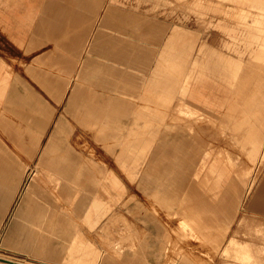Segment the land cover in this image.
I'll use <instances>...</instances> for the list:
<instances>
[{
    "label": "crops",
    "instance_id": "obj_1",
    "mask_svg": "<svg viewBox=\"0 0 264 264\" xmlns=\"http://www.w3.org/2000/svg\"><path fill=\"white\" fill-rule=\"evenodd\" d=\"M219 1L236 9L235 26L226 28V52L204 42L195 47V32L168 26L154 13L139 17L113 0H0L10 55L28 61L24 55L47 52L52 57L43 60L55 61L48 66L59 71L34 75L43 92L24 95L10 90L0 62L1 247L66 264L134 263L135 256L116 257L90 241L124 189L107 154L168 212L176 214L172 209L184 201L187 220L193 201H200L196 216L214 213L197 191H228L215 210L224 216L226 198L234 200L246 187L251 165L232 176L235 162L220 159L208 181V153L199 154L197 146L186 154L182 136L170 139L184 128L166 121L177 119L179 105L190 114L220 113V130L251 164L264 149V0ZM192 5L202 9L199 1ZM126 117L133 119L127 133ZM33 172L41 173L39 186L31 185ZM46 177L58 183L55 198L45 189ZM257 195L251 207L264 213V193ZM228 202L232 208L236 201ZM149 214L143 209L137 216L150 225L140 230L141 247L151 241L164 249L163 229ZM188 227L202 233L203 222L196 218ZM6 263L13 264L0 261Z\"/></svg>",
    "mask_w": 264,
    "mask_h": 264
},
{
    "label": "rangeland",
    "instance_id": "obj_2",
    "mask_svg": "<svg viewBox=\"0 0 264 264\" xmlns=\"http://www.w3.org/2000/svg\"><path fill=\"white\" fill-rule=\"evenodd\" d=\"M193 1H199L202 9L201 7L199 9L194 7L192 5ZM113 2L115 6L124 10H134L139 17L145 11L154 13L168 26H179L195 32L198 35L195 47L204 42L213 48L224 50V52L227 50L223 47V44L231 41L226 33V28H232L237 22L234 14L236 12L234 4L226 1L113 0ZM98 14L97 28L100 26V13ZM136 26L141 30V21L139 24L136 22ZM47 47L55 49L56 44L43 45L42 49ZM47 54L49 53L45 52L36 56L24 55V57L31 59L28 61L18 60L16 56L10 55L8 36L0 30V62L3 63V72L9 75L10 90L12 92L18 91L24 95L34 90L43 92L34 75L38 73H59L58 70L48 66L55 61L43 60L52 57ZM96 57L101 58L100 55H96ZM244 57L247 58L248 55ZM138 104L143 105L139 101ZM175 105L176 102L173 103V107ZM181 106L179 105L178 110H176L177 119L167 118L166 121L181 125L184 131L178 133V135H170V139L172 141L182 136L187 144L185 146L186 154L195 152V149L189 148L202 146V150L198 151L199 154L208 153L207 162L212 161L209 167L210 182L213 179L211 177L215 172L216 165H220L222 160L235 162V166L230 168L232 176H235L239 169L245 165H251L249 168V183H246V187L242 191H235L237 196H234V200L233 195L229 197V201H236L235 204L233 203L234 206L230 208L229 202L225 201V214L218 218L215 211L216 205L224 196V193L226 197L228 191H218L220 195L217 197L215 195L214 198L210 192L211 189H202L197 191L199 196L204 199L201 203L207 204L209 211L214 209V213L211 214L210 212L203 215L200 211L196 216L195 213L200 208V201H193L192 216L189 215L188 217H191L187 220L184 212L185 203L184 201H178L177 208L172 209V212L177 210V213L172 214L168 212L166 206L155 200L150 193L144 192L139 187L137 180L131 181L118 167L114 156L107 154L109 167L120 178L124 189L119 190L122 195L118 203L112 204L111 210L103 221L96 227L94 232H91L90 241L100 251L107 248L112 250L116 257H124L126 254L127 256H135V262L132 264H264V213L251 207V202L258 196L257 194L264 193V149L251 164L244 155L245 151L235 147L231 137L220 130L218 124L221 120L220 113L211 115L202 109L199 113L200 116L179 110ZM63 107L60 106L59 110L62 111ZM173 112L175 113L172 109L171 113ZM123 122L126 128L125 133H127V129L132 126L133 119L126 117ZM85 147L87 148V145ZM153 152L154 150H151L149 153L152 154ZM102 153H105V151L102 150ZM40 177L41 175L36 173L33 176L31 185L36 184L39 186ZM189 179L190 181L186 185L191 182L190 176ZM44 186L45 189L50 188V198H55L58 187L56 180L52 178L47 180L46 177ZM100 190L98 187L97 191ZM100 192L103 199L108 200V196L102 191ZM230 192L233 193L234 191ZM141 207L152 214L149 215L161 225L163 229L161 234L165 239L164 249H160L159 244L151 241L146 249L141 247L142 234L140 230L150 226L141 224V221L137 219L138 215L143 214ZM196 218L203 222L202 233L194 231L197 236L202 234L198 239L188 227ZM219 219H222L221 223L217 221ZM8 220L9 218H7L6 223ZM1 237L0 234V240ZM157 251L160 252H158L159 255ZM0 261L13 264H66L61 259L48 261L15 249L1 247V245Z\"/></svg>",
    "mask_w": 264,
    "mask_h": 264
},
{
    "label": "bare ground",
    "instance_id": "obj_3",
    "mask_svg": "<svg viewBox=\"0 0 264 264\" xmlns=\"http://www.w3.org/2000/svg\"><path fill=\"white\" fill-rule=\"evenodd\" d=\"M193 113V112H192ZM197 115V114H196ZM85 116V115H84ZM201 116V115H200ZM87 117V116H86ZM39 137V136H38ZM41 162V161H40ZM44 164V163H43ZM39 166V165H38ZM41 166V165H40ZM40 169H41V167H40ZM44 169V168H43ZM32 171V170H31ZM34 171V170H33ZM38 171H39V169H38ZM41 172H44L42 169H41ZM212 172V170L210 171V173ZM36 173L35 172H33L31 175H29L30 176V181H32V179H33V176L35 175ZM41 174V173H40ZM43 175V174H42ZM60 175V174H59ZM44 177V176H43ZM40 178H42V177H40ZM216 179L218 178V177H215ZM51 179V178H50ZM59 179V178H58ZM214 179V178H213ZM245 180V179H244ZM208 181H209V179H208ZM217 182H219V181H217ZM36 183V182H35ZM48 183V182H47ZM214 183H216V182H214ZM216 185H217V183H216ZM36 186V185H35ZM38 186V185H37ZM206 186V185H205ZM24 191H22V193H23ZM211 194H212V196L215 198V195H216V197H217V195H218V190L217 189H212L211 191ZM209 194V193H208ZM21 195V194H20ZM23 196V195H22ZM209 196V195H208ZM21 197V196H20ZM223 198V197H222ZM226 200L227 201H229V198H226ZM20 201V200H19ZM54 201V200H53ZM25 205V204H24ZM17 208V207H16ZM16 208L14 209V211L16 210ZM12 213V212H11ZM15 221V220H14ZM6 225V224H5ZM14 225V224H13ZM2 227V226H1ZM4 227V226H3ZM6 227V226H5ZM9 230V229H8ZM5 231V230H4ZM193 235H194V233H193ZM195 237H196V239H198V237L196 236V235H194ZM0 242H1V240H0ZM0 245H1V243H0ZM44 256V255H43ZM2 263V262H1ZM7 264V263H6Z\"/></svg>",
    "mask_w": 264,
    "mask_h": 264
}]
</instances>
